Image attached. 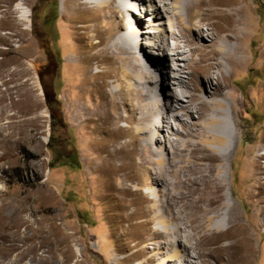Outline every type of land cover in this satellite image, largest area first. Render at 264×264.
<instances>
[{"label":"rangeland","instance_id":"374dc122","mask_svg":"<svg viewBox=\"0 0 264 264\" xmlns=\"http://www.w3.org/2000/svg\"><path fill=\"white\" fill-rule=\"evenodd\" d=\"M82 1H87L86 10L74 12L71 0H0L2 20L16 19L17 4L29 13L23 37L12 32L0 45V50L8 51L0 59L11 60L7 69L13 70L15 62L22 68L21 61L29 69L19 80L24 81L23 96L14 78L0 74V81H5L0 89L7 88L6 100L0 102V264H155L164 258L160 242L165 238H148L152 224L145 223L139 210L132 216L120 210L128 202L109 194L106 177L94 167L110 128L100 126L98 116L118 113L121 119L115 126L126 125L124 109L116 110L114 104L119 99L118 82L123 93L129 90L128 79L119 72L126 69L123 52L130 44L140 57L163 65L158 82L150 83L161 101L170 91L167 82L177 66L168 55L160 56L158 46L168 33V18L158 1L140 0L133 13H125L126 19L139 23L116 31L100 22L97 29L91 19L102 15L101 8L92 9L89 0ZM244 23L249 39L237 47L242 48L246 67L225 71L236 128L231 121L235 141L223 161L222 194L249 231L250 264H264V57L258 55L264 37V0H247ZM13 24L9 22L8 28L13 30ZM28 49L33 54L23 58ZM158 133L165 140L169 136ZM166 149V144L157 148L165 160ZM51 150L58 159L51 161ZM74 160L78 167H69ZM141 178L137 176L138 181ZM138 181L132 189L143 193ZM49 228L58 239L68 237L66 246L54 249L41 242Z\"/></svg>","mask_w":264,"mask_h":264},{"label":"bare ground","instance_id":"6f19581e","mask_svg":"<svg viewBox=\"0 0 264 264\" xmlns=\"http://www.w3.org/2000/svg\"><path fill=\"white\" fill-rule=\"evenodd\" d=\"M156 1L164 7L169 27L158 44L160 56L168 55L177 66L167 82L170 91L165 101H161L159 91L150 83L158 82L163 65L145 55L140 57L130 44L128 51L123 52L126 69L119 72L129 81L128 93H123L120 82L114 78L118 82L116 94L119 95L114 108L124 109L126 125L124 128L115 126L121 119L118 113L98 116L100 126L110 128L105 132L103 155L94 171L106 177V188L113 198L121 196L128 202L120 210L128 216L139 210L145 223L152 224L148 238H165L160 242L164 258L155 264H211L210 261L212 264H250L249 231L222 194L223 161L228 158L235 141L231 121L236 128L230 106L233 94L226 84L225 71L246 67L244 56L240 55L242 48L237 44L249 39L244 23L247 0ZM71 2L75 5L74 12L86 10L87 1ZM139 2L89 0L92 9L102 10L101 16L91 19L94 28L100 29L102 22L119 31L124 24L139 23L135 18H125V13H133ZM13 13L16 19L0 18V45L9 40L12 32L23 37L29 26V13L22 4L15 5ZM11 21L13 30L8 28ZM18 24L23 29H16ZM130 40L135 38L132 36ZM150 45L144 43V46ZM258 50V55L264 57V37ZM33 52L28 49L22 56H31ZM7 53L0 50L2 55ZM150 54L159 56L156 52ZM0 60V74L14 78L22 87L19 96H23L24 81L19 80L29 69L21 61L22 68L15 62V68L9 70L6 67L11 60ZM34 65L31 64L35 69ZM107 72L100 73L107 77ZM0 86H5V81H0ZM103 87L101 93L106 99ZM6 91V87L0 89V102L6 100ZM2 108L5 109V105ZM174 122L177 124L173 127ZM158 130L169 135L166 140ZM165 144L169 153L166 160L157 150L159 146L165 148ZM138 175H143L140 181ZM137 181L144 187L143 193L140 188L132 189ZM67 239H58L49 228L41 242L56 249L66 246Z\"/></svg>","mask_w":264,"mask_h":264},{"label":"trees","instance_id":"16d2710c","mask_svg":"<svg viewBox=\"0 0 264 264\" xmlns=\"http://www.w3.org/2000/svg\"><path fill=\"white\" fill-rule=\"evenodd\" d=\"M52 152H53V151L51 150V153H52ZM56 159H58L57 154H54V155H53V153H52L51 161L56 160ZM68 163H69V164H68L69 167H78V166H77V163H76V160H74V161H72V162L69 161Z\"/></svg>","mask_w":264,"mask_h":264}]
</instances>
